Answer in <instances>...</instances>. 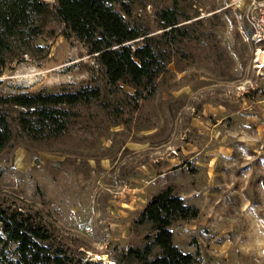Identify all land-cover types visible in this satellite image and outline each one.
Instances as JSON below:
<instances>
[{
    "label": "rangeland",
    "instance_id": "obj_1",
    "mask_svg": "<svg viewBox=\"0 0 264 264\" xmlns=\"http://www.w3.org/2000/svg\"><path fill=\"white\" fill-rule=\"evenodd\" d=\"M44 1L37 31L11 39L0 95L93 86L100 95L65 106L66 128L39 138L3 106L0 207L32 215L80 263L138 264L127 249L154 234L138 212L170 186L198 209L169 226L173 245L196 253L190 264H264V74L251 67L248 0H122L124 19L166 58L153 93L136 101L106 82L83 42L65 35L55 0ZM165 8L177 17L166 37ZM158 251L151 244L150 257Z\"/></svg>",
    "mask_w": 264,
    "mask_h": 264
},
{
    "label": "trees",
    "instance_id": "obj_2",
    "mask_svg": "<svg viewBox=\"0 0 264 264\" xmlns=\"http://www.w3.org/2000/svg\"><path fill=\"white\" fill-rule=\"evenodd\" d=\"M117 3L118 8L113 4ZM48 10L44 0H0V65L11 49V39L25 30L37 31L35 17ZM54 15L63 24L65 35L83 42L88 54L99 64L110 85L122 83L132 89V98L153 93L154 81L165 66V55L154 47L152 37L129 25L122 0H55ZM163 36L175 30L177 17L173 10L160 12ZM168 28V29H166ZM100 89L80 87L75 90L20 92L0 95V150L11 138L8 114L3 106L17 109L20 128L33 138L55 135L66 128L65 106L97 99ZM198 209L166 186L152 195L138 212V222H149L154 232L151 243L141 249L128 248L127 256L138 264H190L196 253L183 252L172 243L169 226L176 220L197 216ZM0 264H83L61 245L29 213L0 207ZM151 244L159 251L151 255ZM11 245V247H10ZM150 257V258H149ZM98 264V263H95Z\"/></svg>",
    "mask_w": 264,
    "mask_h": 264
},
{
    "label": "built area",
    "instance_id": "obj_3",
    "mask_svg": "<svg viewBox=\"0 0 264 264\" xmlns=\"http://www.w3.org/2000/svg\"><path fill=\"white\" fill-rule=\"evenodd\" d=\"M244 19L249 26V43L253 46L251 67L256 74L264 73V0H248ZM258 52L262 54L258 58Z\"/></svg>",
    "mask_w": 264,
    "mask_h": 264
},
{
    "label": "bare ground",
    "instance_id": "obj_4",
    "mask_svg": "<svg viewBox=\"0 0 264 264\" xmlns=\"http://www.w3.org/2000/svg\"><path fill=\"white\" fill-rule=\"evenodd\" d=\"M261 57H262V54H261L260 52H258V58H261ZM105 264H115V263L112 262V261L107 260V261L105 262Z\"/></svg>",
    "mask_w": 264,
    "mask_h": 264
},
{
    "label": "crops",
    "instance_id": "obj_5",
    "mask_svg": "<svg viewBox=\"0 0 264 264\" xmlns=\"http://www.w3.org/2000/svg\"><path fill=\"white\" fill-rule=\"evenodd\" d=\"M262 74H264V73H262Z\"/></svg>",
    "mask_w": 264,
    "mask_h": 264
}]
</instances>
